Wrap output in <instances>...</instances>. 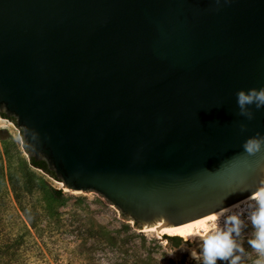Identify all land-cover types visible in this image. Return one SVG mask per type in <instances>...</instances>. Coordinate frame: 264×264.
<instances>
[{
  "label": "water",
  "instance_id": "1",
  "mask_svg": "<svg viewBox=\"0 0 264 264\" xmlns=\"http://www.w3.org/2000/svg\"><path fill=\"white\" fill-rule=\"evenodd\" d=\"M261 87L264 0H0V117L28 165L140 231L264 189V149H243L264 109L236 105Z\"/></svg>",
  "mask_w": 264,
  "mask_h": 264
},
{
  "label": "rangeland",
  "instance_id": "2",
  "mask_svg": "<svg viewBox=\"0 0 264 264\" xmlns=\"http://www.w3.org/2000/svg\"><path fill=\"white\" fill-rule=\"evenodd\" d=\"M50 189L61 196L53 198ZM254 203L253 198L216 216L219 226L225 216L239 218L234 238L243 251L233 253L237 264L264 259L248 243ZM163 235L138 230L97 194L67 192L28 165L14 121L0 117V264H196L188 253L198 237L181 238L172 247Z\"/></svg>",
  "mask_w": 264,
  "mask_h": 264
},
{
  "label": "clouds",
  "instance_id": "3",
  "mask_svg": "<svg viewBox=\"0 0 264 264\" xmlns=\"http://www.w3.org/2000/svg\"><path fill=\"white\" fill-rule=\"evenodd\" d=\"M227 2V0H225ZM236 105L238 115L251 121L254 119L253 107L259 111L264 109V87L251 88L247 91L240 90L236 93ZM245 126L241 125V131ZM244 151L249 155H255L264 149V135L249 137L243 144ZM255 203L251 205L248 219L252 225V238L248 241L250 247L261 257H264V199L259 196L254 198ZM208 221L193 226L202 228V231L185 230L182 235H193L198 237L196 249L189 251L191 259L196 264H237L239 257L234 256L237 248L235 236L239 234V218L235 215L225 216L223 226L215 223L217 217H211ZM170 255L174 253H169ZM257 264H264V259L258 260Z\"/></svg>",
  "mask_w": 264,
  "mask_h": 264
},
{
  "label": "bare ground",
  "instance_id": "4",
  "mask_svg": "<svg viewBox=\"0 0 264 264\" xmlns=\"http://www.w3.org/2000/svg\"><path fill=\"white\" fill-rule=\"evenodd\" d=\"M59 185H61V184H59ZM263 193H264V189L262 191L258 192L257 194H255V195H253V196H251V197H249V198H247V199H245V200H243V201H241V202H239V203H237V204H235L233 206H230V207H228V208H226V209H224V210H222L220 212H217V213L212 214L210 216H207L205 218L196 220L194 222H191V223L179 226V227L165 229L162 232V234H166V235H169V236H177V237H180V238H184L185 240L191 239V238H195L196 236H193V235H190V234L189 235H182L181 233L184 232L185 230L197 231L198 228H195L193 226L200 225L201 222L209 221L211 217H216V216H218V215H220L222 213L228 212L229 210H231L233 208L235 209V208L239 207L241 204H243V203L247 202L248 200L253 199V198L257 197V196H260ZM148 231H154V230H148Z\"/></svg>",
  "mask_w": 264,
  "mask_h": 264
},
{
  "label": "trees",
  "instance_id": "5",
  "mask_svg": "<svg viewBox=\"0 0 264 264\" xmlns=\"http://www.w3.org/2000/svg\"><path fill=\"white\" fill-rule=\"evenodd\" d=\"M30 163H31V165L33 167L39 168V169L45 171L47 174H49L44 163H42V162L34 163L32 160H30ZM50 176H52V175H50ZM50 193H51V196H53V198H55V199L58 196L59 197L61 196V191H56L54 189H50ZM162 239L165 240L167 242V244L169 246H172V247H177V246H179L182 243V239L180 237H177V236H166V235H163Z\"/></svg>",
  "mask_w": 264,
  "mask_h": 264
}]
</instances>
